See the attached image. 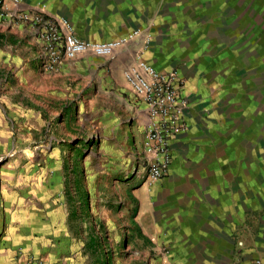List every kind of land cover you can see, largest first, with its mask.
<instances>
[{"label": "crops", "instance_id": "1", "mask_svg": "<svg viewBox=\"0 0 264 264\" xmlns=\"http://www.w3.org/2000/svg\"><path fill=\"white\" fill-rule=\"evenodd\" d=\"M13 1L5 5L13 9ZM20 2L24 11L44 6L85 41L140 35L111 58L72 61L82 60L86 72L99 60L128 89L124 72L137 60L157 72L178 71L187 131L171 142L168 175L156 183L145 179L136 196L135 222L152 249L163 254L160 263L264 264V214L254 217V192L264 189V168L253 164L257 131H251L261 117L258 102H264V0ZM138 102L142 142L147 118ZM258 170L263 178L254 181ZM253 221L257 231L250 230ZM49 243L38 249L50 253ZM30 253L24 251L15 264H25Z\"/></svg>", "mask_w": 264, "mask_h": 264}, {"label": "rangeland", "instance_id": "2", "mask_svg": "<svg viewBox=\"0 0 264 264\" xmlns=\"http://www.w3.org/2000/svg\"><path fill=\"white\" fill-rule=\"evenodd\" d=\"M38 50L27 26L0 16V264L28 250L47 264H161L135 222L145 181L134 166L138 100L99 60L89 72L79 60L51 73ZM256 112L253 164L263 169V98ZM258 188L255 218L264 214Z\"/></svg>", "mask_w": 264, "mask_h": 264}, {"label": "built area", "instance_id": "3", "mask_svg": "<svg viewBox=\"0 0 264 264\" xmlns=\"http://www.w3.org/2000/svg\"><path fill=\"white\" fill-rule=\"evenodd\" d=\"M13 6L9 12L5 0H0V16L30 28L32 40L39 47L38 64L51 73L82 56L111 58L138 38L134 34L115 41H85L74 34L67 20L50 15L44 6L24 11L20 0H14ZM124 78L130 92L143 103L147 118L142 153L139 149L135 152V174L142 168L146 181L156 183L169 173L172 140L187 131L186 103L181 98L183 81L178 71L157 72L143 60L131 65ZM25 264L47 263L31 256Z\"/></svg>", "mask_w": 264, "mask_h": 264}, {"label": "trees", "instance_id": "4", "mask_svg": "<svg viewBox=\"0 0 264 264\" xmlns=\"http://www.w3.org/2000/svg\"><path fill=\"white\" fill-rule=\"evenodd\" d=\"M84 152H85V150L79 151V152H78V155L81 156V155L84 154Z\"/></svg>", "mask_w": 264, "mask_h": 264}]
</instances>
